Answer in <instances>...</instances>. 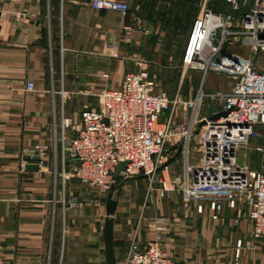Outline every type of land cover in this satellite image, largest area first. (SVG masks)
<instances>
[{
  "label": "crops",
  "instance_id": "obj_1",
  "mask_svg": "<svg viewBox=\"0 0 264 264\" xmlns=\"http://www.w3.org/2000/svg\"><path fill=\"white\" fill-rule=\"evenodd\" d=\"M127 1L131 10L124 14L96 10L91 0H0V264H107V197L102 201L83 195L78 179L64 177L76 160L63 154L60 121L70 116L80 124L83 111L98 107L96 93L119 87L126 73L137 71L143 50L157 53L154 43L163 20L147 18V9L140 6L144 0ZM163 8L168 16L169 5ZM198 11L190 15L189 27ZM155 64L146 60L143 65L153 75ZM203 74L199 90L207 94L226 93L233 86L225 74ZM28 82L35 84L34 90L27 88ZM223 104L222 97L207 96V115ZM168 115L164 111L161 119ZM37 144L50 149L44 164L39 171L21 172L22 161L33 162L23 157L37 155L32 151ZM171 145L169 159L179 147ZM256 151L263 153L264 146ZM243 159V165L253 168ZM187 161L182 149L159 177L169 181L173 173L184 176ZM145 181L149 184L140 175L116 182L117 260L133 240L141 247L158 240L176 263L264 264V238H251L248 205L227 207L215 219L208 207L199 212L198 202L185 210L182 194L166 191L172 194L166 197L161 183L147 197L143 190V197Z\"/></svg>",
  "mask_w": 264,
  "mask_h": 264
},
{
  "label": "built area",
  "instance_id": "obj_2",
  "mask_svg": "<svg viewBox=\"0 0 264 264\" xmlns=\"http://www.w3.org/2000/svg\"><path fill=\"white\" fill-rule=\"evenodd\" d=\"M211 1L199 0L183 64L185 69L228 75L234 81L232 88L215 94L201 88L194 97L183 99L179 92L170 97L163 91L149 66L126 73L119 87L98 93L99 106L83 111L80 124L62 116L63 154L76 160L64 177L109 191L117 165L127 161L121 171L124 178L145 175L151 187L159 182L163 191H179L185 210L198 202L199 212L208 207L219 219L227 207L248 205L251 238L256 240L264 238V162L251 168L239 163L238 153L252 138L264 137V129H258L264 127V0H226L227 12L214 11ZM91 6L124 14L131 10L127 0H91ZM27 88L34 90L35 84L28 82ZM207 96L224 100L214 114H228L218 119L203 114ZM166 110L168 119L163 121ZM203 120L207 126L196 143L194 134ZM54 127L57 133L56 122ZM173 142L183 146L188 161L185 175L173 173L168 181L159 172L168 169L160 167L169 160L166 147ZM49 150L46 145L33 147L42 157L41 166ZM20 170L25 171L24 161ZM70 202L76 204L77 198ZM117 263L185 264L167 257L158 240L144 247L133 240Z\"/></svg>",
  "mask_w": 264,
  "mask_h": 264
},
{
  "label": "rangeland",
  "instance_id": "obj_3",
  "mask_svg": "<svg viewBox=\"0 0 264 264\" xmlns=\"http://www.w3.org/2000/svg\"><path fill=\"white\" fill-rule=\"evenodd\" d=\"M166 1H168V3H166ZM174 1L176 0H172V1L159 0V8L163 10L164 9L163 5H165V8H167V5H169V7L172 8ZM196 5L198 6L199 9V0L197 1ZM161 30L163 31L162 34L156 37L157 43H154V45L158 44L157 53H155L154 56H152L151 52H148V50L147 52L143 50L139 59L144 61L143 64H145L146 60H152L156 62L155 66L153 67V75L156 76L158 84L162 88V90L165 91L170 97L175 96L178 92L181 94V97L183 99L194 97L199 91L204 74L202 70H193V69L184 68L183 57L188 41V30L187 29L181 30L180 28L175 27L173 24L170 25V23L169 24L165 23L161 27ZM143 64L140 66L138 65V69L144 67ZM98 93L95 94L96 99L94 102H97V105L99 106ZM221 107H222L221 105L218 106L219 109ZM202 112L203 114L207 115V98L204 101ZM263 140L264 139L262 138L260 140L255 141L253 144H251L250 142L248 145L241 148L238 153L239 163L243 164L242 162H245L243 157L254 168H257L262 162H264L263 161L264 152L259 153L256 151L257 147L261 145L264 146ZM166 150L171 152L172 145H168L166 147ZM128 179L134 180L135 178H128ZM159 184H160L159 182H156L151 187L150 183L146 184L145 181L144 185L142 184L143 185L142 192L143 190L147 189V193H146V197H147L148 191L151 190V192L153 193L154 189H159L160 187ZM119 185L120 184L116 183L117 187ZM83 189H84L83 195H90L91 197H95L97 199L99 198L102 201L106 199L109 192V191L99 190L98 188H92L86 186H84ZM163 193L166 195V197L172 195L170 194L171 192L164 191ZM143 197H145L144 192H143ZM181 207L185 209L183 200L181 203Z\"/></svg>",
  "mask_w": 264,
  "mask_h": 264
},
{
  "label": "water",
  "instance_id": "obj_4",
  "mask_svg": "<svg viewBox=\"0 0 264 264\" xmlns=\"http://www.w3.org/2000/svg\"><path fill=\"white\" fill-rule=\"evenodd\" d=\"M228 114V111H221L219 113H216L214 115H211L209 119H218L221 116H226ZM207 122L203 120L200 122L198 129L195 131L194 134V140L196 143H199L201 135L203 130L206 128ZM183 149V146L178 147V152L174 157H171L163 166L160 167L162 169L166 165L170 164L175 160V158L181 153ZM25 161H33L29 162L25 165V171H39L41 168L40 161L42 160V157L40 155H25L23 157ZM128 162L123 161L117 165V168L115 170V173L113 175L115 183L112 184L108 195H107V201H106V219L103 227V237L105 241V252H106V261L107 264H118L116 253H115V245H114V218L113 216L116 213L117 209V200L114 198V191L116 189V182L120 179H124V175L121 173L123 169L126 168Z\"/></svg>",
  "mask_w": 264,
  "mask_h": 264
},
{
  "label": "trees",
  "instance_id": "obj_5",
  "mask_svg": "<svg viewBox=\"0 0 264 264\" xmlns=\"http://www.w3.org/2000/svg\"><path fill=\"white\" fill-rule=\"evenodd\" d=\"M158 0H144L140 3L141 8H145L148 11L147 18L152 21L163 20L162 24L170 23V25H174L177 28L187 29L188 32L190 31L192 25H190L191 14L196 15L198 10L197 5L194 6L195 9L193 10V4H197L198 0H176L174 1L172 8H170L169 15L166 16L164 9L161 10L160 8L156 10ZM172 1V0H170ZM174 7L176 12H174ZM210 7L217 12H227L230 7L226 3V0H212L210 3ZM157 12L156 15H154ZM179 13V14H178ZM157 16V17H156ZM157 18V19H156Z\"/></svg>",
  "mask_w": 264,
  "mask_h": 264
}]
</instances>
